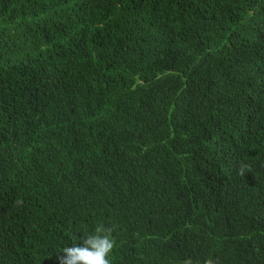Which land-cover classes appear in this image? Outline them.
Returning a JSON list of instances; mask_svg holds the SVG:
<instances>
[{
    "label": "trees",
    "instance_id": "trees-1",
    "mask_svg": "<svg viewBox=\"0 0 264 264\" xmlns=\"http://www.w3.org/2000/svg\"><path fill=\"white\" fill-rule=\"evenodd\" d=\"M99 223L111 264H264V0H0V264Z\"/></svg>",
    "mask_w": 264,
    "mask_h": 264
},
{
    "label": "clouds",
    "instance_id": "clouds-1",
    "mask_svg": "<svg viewBox=\"0 0 264 264\" xmlns=\"http://www.w3.org/2000/svg\"><path fill=\"white\" fill-rule=\"evenodd\" d=\"M246 171H251V168L242 163L238 174L244 176ZM112 232V226L97 224L91 232H84L82 245L63 248V255L59 257L60 264H111V254L116 247ZM182 264H195V262L189 257ZM204 264H218V260L210 257Z\"/></svg>",
    "mask_w": 264,
    "mask_h": 264
}]
</instances>
